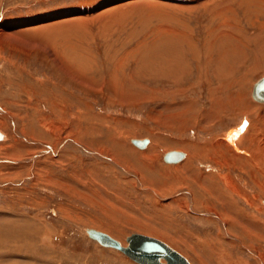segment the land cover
<instances>
[{"label":"rangeland","instance_id":"rangeland-1","mask_svg":"<svg viewBox=\"0 0 264 264\" xmlns=\"http://www.w3.org/2000/svg\"><path fill=\"white\" fill-rule=\"evenodd\" d=\"M222 24L240 42L216 63ZM263 56L264 0H0V232L20 233L0 239V264H135L87 229L190 264H264L250 224L264 228V178L260 195L228 149L264 148ZM173 150L196 171L166 165Z\"/></svg>","mask_w":264,"mask_h":264},{"label":"bare ground","instance_id":"bare-ground-1","mask_svg":"<svg viewBox=\"0 0 264 264\" xmlns=\"http://www.w3.org/2000/svg\"><path fill=\"white\" fill-rule=\"evenodd\" d=\"M233 27V26H232ZM236 27H234V28H231V26H229L228 24H222V26H218L213 32H212V38H211V40L209 41L213 46H215V47H217L216 48V52H217V58L215 59V61L214 62H216V63H219L220 61H222L223 60V57L225 58V56H228V55H231V54H229V53H227V52H230L229 50H230V48H232V47H235L236 46V42H240V40L234 35L235 33H234V29H235ZM237 29V28H236ZM243 39V38H242ZM233 41H235V43L233 42ZM243 42H245V41H243ZM243 42H241V44L243 43ZM247 44V43H246ZM249 44V43H248ZM226 45V46H225ZM233 45V46H232ZM227 46L228 47H230V48H227ZM206 48H210V46L208 45ZM236 48V47H235ZM239 47L237 46V48L236 49H238ZM241 48V47H240ZM235 49L233 48V51H234ZM208 51H209V49H208ZM232 51V50H231ZM233 55V54H232ZM245 56V55H244ZM231 57V56H230ZM264 57V56H263ZM226 58H228V57H226ZM225 58V59H226ZM208 61H210V59L208 60ZM234 61V60H233ZM216 65V64H215ZM226 77V76H225ZM252 127V126H251ZM253 128V127H252ZM241 130H244V129H242L241 128ZM247 131V129L245 128V132ZM248 131H249V128H248ZM248 131H247V134H248ZM245 132H244V134H245ZM240 133V132H239ZM239 133L238 132H234V134H231V138H232V142L235 144V141H237V140H240L241 141V139H242V135L241 136H238L239 135ZM251 135V133L248 135V137ZM246 136V135H245ZM226 137V136H225ZM244 137V136H243ZM251 138V137H250ZM6 139V135H5V133H3L2 131H0V140L1 141H4ZM226 139V138H225ZM230 139V138H229ZM252 139H254V137L252 138ZM255 139H257V138H255ZM138 140V139H137ZM146 140V143L143 145V147H140V148H138V147H136L137 149H139V150H143V149H145V148H147L146 150H148L149 149V146L148 147H146L147 145H148V143H149V141L147 140V139H145ZM261 143H262V140H261ZM232 144V143H231ZM227 146V145H226ZM135 147V146H134ZM228 147V146H227ZM228 149L231 151V152H233L234 154V156H235V158L236 159H238V160H243V161H246V164H247V166H249L248 167V170H247V172L250 174V182H252L253 184H254V188H258L259 189V193H260V195L262 194V187H263V185H264V181H263V185L261 184V185H258L259 183L258 182H260V181H258L257 180V178H258V176L259 177H261V178H264V163L263 164H261L262 162H263V160H261V158H263L264 159V153L262 152V151H264V148L263 147H261V150H260V145L258 144V150L259 151H253V150H251V151H247L248 152V154L246 155V153H244V152H242L241 150H239L238 149V147L236 146V144H235V146H233V149H234V151H233V149L231 148V147H228ZM174 152H179V153H181V154H183V157L180 159V160H178V161H176V162H173V163H166V162H164L166 165H171V166H173L172 168H173V170L177 173V172H179L180 171V173H181V171H183V170H189V171H191V172H193V171H196V170H192L191 169V167L189 166H184V164H185V162L186 161H188V157H189V155H188V153H186L185 151H175V150H173ZM55 151H50V153H54ZM167 152H169V151H167ZM167 152H165V153H167ZM192 153H194V152H192ZM195 154V153H194ZM109 159V158H108ZM111 162H115V160H113V158L111 157V159H109ZM182 160V161H181ZM223 164V163H222ZM207 176L209 177L210 175H206V176H203L202 177V180L204 181V179L203 178H207ZM181 177V176H180ZM174 179H178V180H180L179 179V177H174ZM223 181H224V185L226 184V185H228V183H226V180H224L223 178H221ZM182 180V179H181ZM264 180V179H263ZM175 181H177V180H174V182ZM48 182V181H47ZM178 182V181H177ZM228 182V181H227ZM176 183V182H175ZM201 183V185H203V182L201 181L200 182ZM246 183V182H245ZM249 183V182H248ZM203 186H205V185H203ZM207 186H208V189H207ZM207 186H205V188L204 189H206V190H210V189H214L213 187L211 188L209 185H207ZM256 186V187H255ZM244 187H245V185H244ZM205 190V191H206ZM256 191V190H255ZM182 192H184V191H182ZM186 192V191H185ZM215 197L217 198V200H218V202H220V203H227V210H228V212L230 211V200H228L229 198H223V195L222 194H224V193H222L221 194V192L220 191H217L216 189H215ZM236 192V191H235ZM257 192V191H256ZM185 194H187V195H189V196H191V194H190V192L187 190V192L185 193ZM226 197H228V196H226ZM190 198V200H191V203H192V205L191 206H189L190 208V211L191 210H193L194 209V207H199L200 206V201L197 199V198H195V197H189ZM204 199H206L205 197H203ZM260 198V197H259ZM208 199V198H207ZM190 200H188V201H190ZM202 200V199H201ZM203 201H205V200H203ZM176 202V201H175ZM202 202V201H201ZM263 205H264V202H261ZM203 205V204H202ZM184 208V207H183ZM193 212V211H192ZM211 212V211H210ZM240 213H241V211H240ZM230 214H232L231 212H230ZM207 215V214H206ZM243 215V214H242ZM209 216H211V217H213V218H216V219H218L219 220V222H220V224H221V226H222V229L224 230L223 232L224 233H226V235H228L229 237H230V233H228L227 232V229L225 228L226 227V225H227V223L225 222V221H223V220H221L216 214L215 215H212V213H209ZM248 216V215H247ZM232 218L234 219H236V220H239V217H235V216H233L232 215ZM234 219V220H235ZM244 219V218H243ZM241 220V219H240ZM232 221V220H231ZM238 222V221H237ZM240 222V221H239ZM15 223V222H14ZM4 224V223H3ZM234 224V223H233ZM249 224V223H248ZM250 224H252V227L251 228H253V230H252V232L253 231H258V232H260V231H262V229H264L262 226H260V225H262V224H260V225H258L259 223H257V225H255L253 222H250ZM17 225V224H16ZM240 225V224H239ZM23 227V226H22ZM20 228V227H19ZM4 231H2V232H0V239H2V244H4L5 246L7 245V242H9V235H11V237L13 236V237H15V238H12V244H13V241H15L16 240V238L17 237H19L20 235V233L19 234H17V232H15V230H12V231H10L11 230V226H10V224H8V225H5V229H3ZM91 230H93V229H91ZM23 231V230H22ZM26 231H28V230H26ZM94 231H96V230H94ZM97 232H99V231H97ZM100 233H102V232H100ZM103 234H105V233H103ZM33 235V234H32ZM106 235V234H105ZM136 235H140V234H136ZM108 236V235H107ZM141 236H143V237H147V236H144V235H141ZM109 237V236H108ZM111 238V237H110ZM148 238H150V237H148ZM159 239V238H158ZM94 241V240H93ZM116 241V240H115ZM158 241H160V240H158ZM18 242V241H17ZM16 242V243H17ZM163 243V242H162ZM31 244V243H30ZM118 244L120 245V243L118 242ZM165 244V243H164ZM3 245V246H4ZM166 245V244H165ZM13 246V245H12ZM15 246V245H14ZM17 246H18V244H17ZM17 246H15V247H17ZM33 245H31V247H32ZM101 246V245H100ZM122 248H124L125 246H123L122 244L120 245ZM167 246V245H166ZM103 247V246H102ZM169 247V246H168ZM104 248H106V247H104ZM171 250H173V251H175L173 248H171V246L169 247ZM33 249V248H32ZM111 249V248H110ZM19 251V250H18ZM116 251H118V250H116ZM258 251V250H257ZM120 252V251H119ZM176 252V251H175ZM176 253H178V252H176ZM179 254V253H178ZM14 255H16L15 253H14ZM124 255V254H123ZM180 255V254H179ZM259 255V254H258ZM180 256H182V255H180ZM183 257V256H182ZM184 258V257H183ZM185 259V258H184ZM186 260V259H185ZM187 262H188V260H186ZM160 262L161 263H163V260H160ZM189 263V262H188ZM190 264V263H189Z\"/></svg>","mask_w":264,"mask_h":264},{"label":"water","instance_id":"water-1","mask_svg":"<svg viewBox=\"0 0 264 264\" xmlns=\"http://www.w3.org/2000/svg\"><path fill=\"white\" fill-rule=\"evenodd\" d=\"M252 96L255 100L264 102V78L255 82L252 89ZM130 143L140 148L143 147L146 140L132 139ZM182 157L183 154L179 152L169 151L163 155L162 161L173 163L180 160ZM85 234L88 238L94 240L103 247L120 251L135 264H189L178 253L154 238L131 234L125 238L126 246L122 248L117 241L103 233L87 229ZM160 260H163V263H161Z\"/></svg>","mask_w":264,"mask_h":264}]
</instances>
